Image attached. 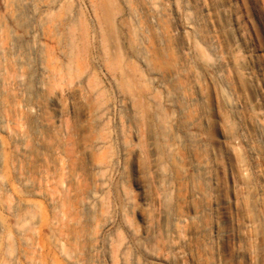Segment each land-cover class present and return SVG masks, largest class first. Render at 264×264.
I'll use <instances>...</instances> for the list:
<instances>
[{
  "label": "rangeland",
  "instance_id": "374dc122",
  "mask_svg": "<svg viewBox=\"0 0 264 264\" xmlns=\"http://www.w3.org/2000/svg\"><path fill=\"white\" fill-rule=\"evenodd\" d=\"M0 264H264V0H0Z\"/></svg>",
  "mask_w": 264,
  "mask_h": 264
},
{
  "label": "clouds",
  "instance_id": "9594fccd",
  "mask_svg": "<svg viewBox=\"0 0 264 264\" xmlns=\"http://www.w3.org/2000/svg\"><path fill=\"white\" fill-rule=\"evenodd\" d=\"M234 58L237 60V61H240L242 62L244 57L240 54V52L237 50L235 53H234Z\"/></svg>",
  "mask_w": 264,
  "mask_h": 264
}]
</instances>
